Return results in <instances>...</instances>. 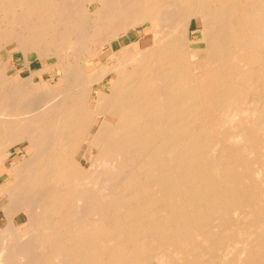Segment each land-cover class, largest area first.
<instances>
[{"label":"bare ground","instance_id":"obj_1","mask_svg":"<svg viewBox=\"0 0 264 264\" xmlns=\"http://www.w3.org/2000/svg\"><path fill=\"white\" fill-rule=\"evenodd\" d=\"M1 177L0 264H264V0H0Z\"/></svg>","mask_w":264,"mask_h":264},{"label":"rangeland","instance_id":"obj_2","mask_svg":"<svg viewBox=\"0 0 264 264\" xmlns=\"http://www.w3.org/2000/svg\"><path fill=\"white\" fill-rule=\"evenodd\" d=\"M194 28H198L197 26H196V24H194ZM65 34V35H64ZM137 34V35H136ZM61 35L63 36V37H66L67 36V32L66 33H64V32H62L61 34H60V37H61ZM130 36V37H129ZM150 37V38H149ZM196 37L197 38H200V34L199 33H197L196 34ZM123 39V38H122ZM151 40H152V34L151 33H149V32H147V33H145L143 36H139L138 35V33H137V31H135V30H131L129 33H128V36H124V39L122 40V43L123 44H125L127 47H130V46H132V47H134L133 49L136 51H139L140 49H142L143 47H145V46H148L149 44H150V42H151ZM139 43H141V45L139 44ZM132 44V45H131ZM130 45V46H129ZM136 45V46H135ZM11 47V46H10ZM11 50V52L14 54V57H15V60H14V62L13 63H8L7 65H6V68H7V70H8V72H9V77H10V80H11V82L15 85V84H17L20 80H21V78H26L27 76H29L30 75V73L31 72H33V74L35 75V80H36V88H38L39 90H41V83L39 82L40 80H41V78H42V76L41 75H38V72L42 69L43 71H44V78L46 77L47 78V80H49L50 78H53V76H54V73H55V67H53V65H51L52 63H53V61H54V59H48V58H46V57H44V58H38L37 56H36V53H32L31 55H30V58L32 59L31 60V62H30V66H31V71H30V69L29 68H27V65H26V60H25V56H24V53H22V51H19V50H13L12 48L10 49ZM16 53V54H15ZM22 53V54H21ZM3 54H4V58L5 59H7V57H8V54H7V51H3ZM16 55V56H15ZM24 65V66H23ZM48 66V67H47ZM43 67H46L47 69H43ZM36 72V73H35ZM46 73V74H45ZM53 75V76H52ZM38 78V79H37ZM106 85H103V88H106L105 87ZM43 89V88H42ZM30 96L31 95H33V93H30L29 94ZM29 96V97H30ZM26 98L28 97V95H26L25 96ZM24 97V98H25ZM15 152H16V150H17V154L18 155H14L15 156V159H14V161H13V164L14 163H16V162H18L19 160H20V157H22L23 156V150H22V148H21V146L20 145H18V146H16V148H14L13 149ZM22 155V156H21ZM113 167V169L111 168V173H112V170H113V172H115V170H117V168L115 167L114 168V166L115 165H112ZM115 169V170H114ZM111 173H110V177H111ZM115 173H117V172H115ZM114 173V174H115ZM113 173H112V176H113V178L115 177V175H114ZM213 176L215 175V172H213V174H212ZM108 175H106V177H107ZM117 176V175H116ZM118 177V176H117ZM120 179V178H119ZM114 181H115V179H114ZM0 184H11V180H6V181H4V178L3 177H1L0 178ZM256 190V195L257 196H260L259 195V193H261V191H260V185L257 187V189H255ZM259 190V191H258ZM3 204H4V202H1L0 201V207H2L3 206ZM78 212H79V210H77ZM76 212V211H75ZM74 212V216H73V221H75V223H77L78 221H79V217L81 216L80 215V213L82 214V212H79V213H75ZM95 217V216H94ZM94 217H90L91 218V220L89 221L88 219V224H90L91 223V221L93 220V221H95V218ZM77 218V219H76ZM78 220V221H77ZM77 221V222H76ZM92 221V222H93ZM153 264H158V262H154Z\"/></svg>","mask_w":264,"mask_h":264}]
</instances>
